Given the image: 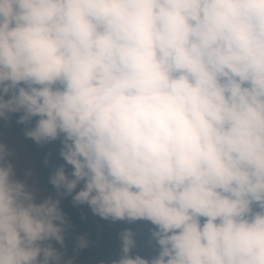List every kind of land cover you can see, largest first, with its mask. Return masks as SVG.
<instances>
[{
    "label": "clouds",
    "instance_id": "1",
    "mask_svg": "<svg viewBox=\"0 0 264 264\" xmlns=\"http://www.w3.org/2000/svg\"><path fill=\"white\" fill-rule=\"evenodd\" d=\"M13 121L62 162L0 140V264H81L65 199L149 226L95 264H264V0H0Z\"/></svg>",
    "mask_w": 264,
    "mask_h": 264
},
{
    "label": "trees",
    "instance_id": "2",
    "mask_svg": "<svg viewBox=\"0 0 264 264\" xmlns=\"http://www.w3.org/2000/svg\"><path fill=\"white\" fill-rule=\"evenodd\" d=\"M9 125L17 135L22 137L20 131L22 126L16 125L14 121ZM25 141L30 147L34 157L38 179L47 189L52 191L51 186L46 182L48 168L43 167L41 161L45 152H51V163L55 164L62 162L57 157L58 142L38 148L30 140ZM65 200L67 201V204L62 208L72 221L75 231L77 233L87 232L89 234V239L93 241L92 245L88 249L80 252L79 260L81 264H95L97 260L104 259L118 251L119 241L116 233L125 227L130 228L136 233L137 247L134 251L139 252L142 255H148L151 252V249L146 246L147 230L149 227L146 223L136 222L133 224H125L117 222L115 224H111L93 216L87 207L73 208L71 206L70 199ZM81 214L86 216L85 221L80 220ZM70 251L71 245H69V252Z\"/></svg>",
    "mask_w": 264,
    "mask_h": 264
},
{
    "label": "rangeland",
    "instance_id": "3",
    "mask_svg": "<svg viewBox=\"0 0 264 264\" xmlns=\"http://www.w3.org/2000/svg\"><path fill=\"white\" fill-rule=\"evenodd\" d=\"M0 140L9 143L10 146L17 147L18 150H22V151H20L19 160L17 162L18 174L22 175V172L25 169H32L33 171H35L37 173V168H36V165H35L34 157L32 155L31 149L28 146V144L26 143V141L21 136L17 135L12 130L10 125L4 126L2 124V122H0ZM37 179H38V175H37ZM38 181H39V184H38L39 188L45 194L50 192V190L47 189L41 183V181L39 179H38ZM66 204H67V201L63 200L62 203H61V206L63 207Z\"/></svg>",
    "mask_w": 264,
    "mask_h": 264
}]
</instances>
